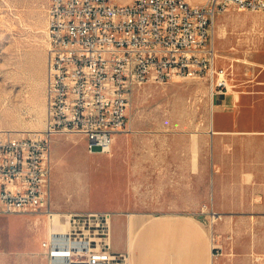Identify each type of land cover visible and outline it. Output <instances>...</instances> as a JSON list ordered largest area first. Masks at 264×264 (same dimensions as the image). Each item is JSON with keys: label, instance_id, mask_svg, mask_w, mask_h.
<instances>
[{"label": "rangeland", "instance_id": "374dc122", "mask_svg": "<svg viewBox=\"0 0 264 264\" xmlns=\"http://www.w3.org/2000/svg\"><path fill=\"white\" fill-rule=\"evenodd\" d=\"M49 3L0 0V132L47 128ZM214 29L230 89L213 95L206 79L177 76L135 88L108 154L89 153L81 134L52 136L56 221L112 212V239L117 228L127 242L149 219L185 213L208 232L212 264H264V11L230 7ZM37 217L0 215L2 249L37 250L50 229Z\"/></svg>", "mask_w": 264, "mask_h": 264}, {"label": "built area", "instance_id": "2783aa9c", "mask_svg": "<svg viewBox=\"0 0 264 264\" xmlns=\"http://www.w3.org/2000/svg\"><path fill=\"white\" fill-rule=\"evenodd\" d=\"M230 7L264 11V0H50L47 128L0 132V215L54 217L52 136L81 134L89 153H110L135 88L177 76L206 79L213 95L230 89L214 43L215 17ZM112 221V212L66 216L68 228L49 229L42 254L48 264H132L130 250L114 249Z\"/></svg>", "mask_w": 264, "mask_h": 264}, {"label": "crops", "instance_id": "0c3cea01", "mask_svg": "<svg viewBox=\"0 0 264 264\" xmlns=\"http://www.w3.org/2000/svg\"><path fill=\"white\" fill-rule=\"evenodd\" d=\"M42 217L46 218L38 216L36 221L41 222ZM113 233L114 249L130 250L132 264H212L213 261L208 232L198 220L185 213L157 215L143 223L134 239L127 242L117 228ZM47 235L46 227L44 236L39 239V248L33 251L16 245L2 249L0 239V264H48L42 254V241Z\"/></svg>", "mask_w": 264, "mask_h": 264}, {"label": "bare ground", "instance_id": "6f19581e", "mask_svg": "<svg viewBox=\"0 0 264 264\" xmlns=\"http://www.w3.org/2000/svg\"><path fill=\"white\" fill-rule=\"evenodd\" d=\"M205 5H212V0H206ZM108 90L117 91V83H108ZM36 223L39 224L40 221L37 220ZM48 226L50 230H54L58 227H63L64 229H67L68 227L67 223L62 221V217L60 218L59 221H56L53 217H51L50 220L48 221Z\"/></svg>", "mask_w": 264, "mask_h": 264}]
</instances>
